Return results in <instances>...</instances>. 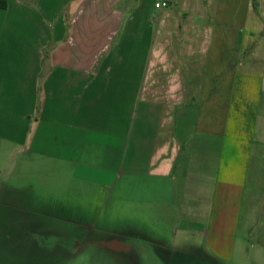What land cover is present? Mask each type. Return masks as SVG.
I'll return each instance as SVG.
<instances>
[{"label":"crops","instance_id":"crops-1","mask_svg":"<svg viewBox=\"0 0 264 264\" xmlns=\"http://www.w3.org/2000/svg\"><path fill=\"white\" fill-rule=\"evenodd\" d=\"M16 147L101 206L34 216L101 220L139 264H264V0H0Z\"/></svg>","mask_w":264,"mask_h":264},{"label":"rangeland","instance_id":"rangeland-1","mask_svg":"<svg viewBox=\"0 0 264 264\" xmlns=\"http://www.w3.org/2000/svg\"><path fill=\"white\" fill-rule=\"evenodd\" d=\"M17 148L10 152L0 150V264H139L137 255L115 253L101 245L112 237L110 231H103L101 220L95 221L94 230L84 234V229L71 227L70 222L34 216L70 214L74 208L81 214L85 208L90 218L101 213L97 212L101 206L96 209L93 205L92 201L97 205V196L89 198V207L81 206L87 197L85 189L75 186L71 177L55 173L52 164L45 171L33 168L18 173L27 154ZM18 195L29 198V208L36 210L14 212L7 200ZM84 220L91 222V218Z\"/></svg>","mask_w":264,"mask_h":264},{"label":"built area","instance_id":"built-area-1","mask_svg":"<svg viewBox=\"0 0 264 264\" xmlns=\"http://www.w3.org/2000/svg\"><path fill=\"white\" fill-rule=\"evenodd\" d=\"M168 7V2H159L156 4V8H159V9H163V8H167Z\"/></svg>","mask_w":264,"mask_h":264}]
</instances>
